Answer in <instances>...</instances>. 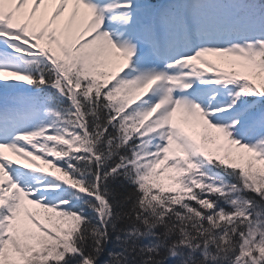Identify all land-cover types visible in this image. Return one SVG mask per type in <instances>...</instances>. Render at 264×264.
Wrapping results in <instances>:
<instances>
[{"label":"snow or ice","instance_id":"obj_1","mask_svg":"<svg viewBox=\"0 0 264 264\" xmlns=\"http://www.w3.org/2000/svg\"><path fill=\"white\" fill-rule=\"evenodd\" d=\"M0 264H264V0H0Z\"/></svg>","mask_w":264,"mask_h":264},{"label":"rangeland","instance_id":"obj_2","mask_svg":"<svg viewBox=\"0 0 264 264\" xmlns=\"http://www.w3.org/2000/svg\"><path fill=\"white\" fill-rule=\"evenodd\" d=\"M20 163H24V161H19ZM36 163H39V161H37Z\"/></svg>","mask_w":264,"mask_h":264},{"label":"bare ground","instance_id":"obj_3","mask_svg":"<svg viewBox=\"0 0 264 264\" xmlns=\"http://www.w3.org/2000/svg\"><path fill=\"white\" fill-rule=\"evenodd\" d=\"M10 155V154H9Z\"/></svg>","mask_w":264,"mask_h":264}]
</instances>
